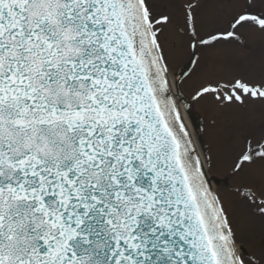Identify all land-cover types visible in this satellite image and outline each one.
Instances as JSON below:
<instances>
[{"label": "snow or ice", "instance_id": "obj_1", "mask_svg": "<svg viewBox=\"0 0 264 264\" xmlns=\"http://www.w3.org/2000/svg\"><path fill=\"white\" fill-rule=\"evenodd\" d=\"M0 264H264V0H0Z\"/></svg>", "mask_w": 264, "mask_h": 264}, {"label": "rangeland", "instance_id": "obj_2", "mask_svg": "<svg viewBox=\"0 0 264 264\" xmlns=\"http://www.w3.org/2000/svg\"><path fill=\"white\" fill-rule=\"evenodd\" d=\"M169 34V33H168ZM170 35L172 37V40H176L177 37L175 36V33L174 32H170ZM182 59L180 58V56L177 58L181 60V62H183V60L187 57V50L185 49L184 53L181 55ZM176 60V61H177ZM175 61V62H176ZM179 62V61H178ZM175 64V63H174ZM188 85L189 87L187 86V90H191V91H194V88L196 86V83H197V80L195 78H193L192 80H188ZM207 101H203V104L201 106H198V105H195V107H197L199 110H202V113L204 114L209 108H210V104L209 102ZM206 103V104H205ZM224 170L223 171H227V168L226 166L222 167Z\"/></svg>", "mask_w": 264, "mask_h": 264}]
</instances>
